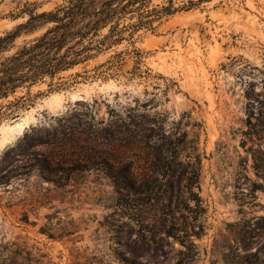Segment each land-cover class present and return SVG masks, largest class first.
Here are the masks:
<instances>
[{
    "label": "rangeland",
    "instance_id": "374dc122",
    "mask_svg": "<svg viewBox=\"0 0 264 264\" xmlns=\"http://www.w3.org/2000/svg\"><path fill=\"white\" fill-rule=\"evenodd\" d=\"M68 1L0 0V37ZM174 3L196 5L0 101V264H264V0ZM153 225H203L196 255L143 256Z\"/></svg>",
    "mask_w": 264,
    "mask_h": 264
},
{
    "label": "trees",
    "instance_id": "16d2710c",
    "mask_svg": "<svg viewBox=\"0 0 264 264\" xmlns=\"http://www.w3.org/2000/svg\"><path fill=\"white\" fill-rule=\"evenodd\" d=\"M157 1L69 0L54 11L31 16L25 24L0 37V101L47 81L52 84L61 73L105 55L118 45L134 47L140 32H154L168 17L196 5L176 8L174 0ZM39 29H44L39 36L16 45L22 35ZM114 67L112 63L108 70ZM154 165L159 170L166 168L162 160ZM167 166L172 168V164ZM190 174L186 179L189 200L201 208V199L194 191L199 189L198 167L191 165ZM203 232V225L146 226L141 232L142 254L156 253L161 243L173 239L183 247L180 256L193 257L196 246L192 237L199 239ZM186 262L182 259L178 264H190Z\"/></svg>",
    "mask_w": 264,
    "mask_h": 264
},
{
    "label": "bare ground",
    "instance_id": "6f19581e",
    "mask_svg": "<svg viewBox=\"0 0 264 264\" xmlns=\"http://www.w3.org/2000/svg\"><path fill=\"white\" fill-rule=\"evenodd\" d=\"M29 118H30V117H29ZM27 120H28V119H25V122H26ZM29 121H30V120H29ZM7 134H8V133H7ZM9 134H10V133H9ZM9 137H10V136H7L6 138H8V140H10Z\"/></svg>",
    "mask_w": 264,
    "mask_h": 264
}]
</instances>
